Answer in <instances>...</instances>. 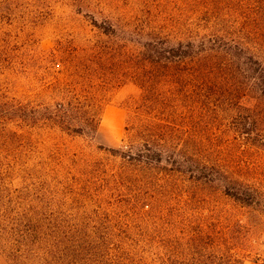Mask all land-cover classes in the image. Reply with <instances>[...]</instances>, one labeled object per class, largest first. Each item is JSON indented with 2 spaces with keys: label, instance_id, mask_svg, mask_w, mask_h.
I'll return each mask as SVG.
<instances>
[{
  "label": "trees",
  "instance_id": "16d2710c",
  "mask_svg": "<svg viewBox=\"0 0 264 264\" xmlns=\"http://www.w3.org/2000/svg\"><path fill=\"white\" fill-rule=\"evenodd\" d=\"M194 2L202 27L142 43L153 73L119 148L77 144L99 118L71 107L68 85L36 113L5 93L0 72V256L9 264H214L207 254L222 219L211 204L253 205L245 176L264 153V0ZM196 109L208 115L206 139L176 141Z\"/></svg>",
  "mask_w": 264,
  "mask_h": 264
},
{
  "label": "rangeland",
  "instance_id": "374dc122",
  "mask_svg": "<svg viewBox=\"0 0 264 264\" xmlns=\"http://www.w3.org/2000/svg\"><path fill=\"white\" fill-rule=\"evenodd\" d=\"M195 14L194 0H0L2 86L17 100L28 99V109L37 113L52 107L57 88L68 85L71 107L99 118L77 144L119 148L131 101L153 73L142 43L156 33L188 37L203 26ZM94 21L113 26L118 37L101 35ZM193 113L190 133L180 131L176 141L206 139L208 115ZM255 158L260 166L245 176L254 183L246 188L253 205L211 204L210 217L222 219L207 254L214 264H264V153ZM0 264H9L2 255Z\"/></svg>",
  "mask_w": 264,
  "mask_h": 264
}]
</instances>
